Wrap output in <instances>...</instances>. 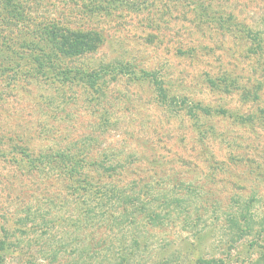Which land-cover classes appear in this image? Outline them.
I'll return each mask as SVG.
<instances>
[{
	"label": "rangeland",
	"instance_id": "obj_1",
	"mask_svg": "<svg viewBox=\"0 0 264 264\" xmlns=\"http://www.w3.org/2000/svg\"><path fill=\"white\" fill-rule=\"evenodd\" d=\"M129 3L132 11L123 7L77 23L102 30V44L93 55L63 59L60 65L85 69L118 61L133 74L126 70V75L104 78L99 93L67 80L47 86L30 80L20 86L18 95L8 96L0 109V240L5 228L18 250L6 264H84L79 254L91 236L114 243L130 237L127 225L113 233L106 222L97 230L89 229L81 213L59 201L69 197L62 181L24 174L23 159L13 164L3 156L13 147L11 137L33 153L49 148L74 151L85 145L91 151L87 159L92 155L91 159L106 166L112 161L123 165L117 176L105 181H114L120 188L132 186L135 191L146 185L154 198L164 193L182 197L181 212H171L160 227L137 223L138 234L148 239V247L140 253L147 264L162 258L163 252L174 253L171 257L178 256L181 264L195 255L221 258L228 249L227 214L244 201L251 203L256 223L264 217V0ZM199 9L202 18L196 17ZM74 14L65 19L76 22ZM213 16L220 18L217 24ZM222 19L224 24H243L251 36H257L260 49L249 51L244 30H221ZM144 72H155L152 78L163 83L166 98H184L181 107L199 104L209 108L210 114L193 110L196 116L191 118L179 105L158 102L152 78L141 76ZM225 75L248 88L250 98L245 100L235 84L228 86L227 93L209 87L208 79ZM255 85L258 101L252 100L255 92L250 91ZM225 108L239 115L228 119L219 112ZM258 116L260 122L246 126L238 119ZM27 209L31 211L24 212ZM193 226L207 229L208 237L197 241ZM250 239L237 241L224 257L231 262L254 257L256 251L246 245ZM58 242L64 246L53 263L51 255Z\"/></svg>",
	"mask_w": 264,
	"mask_h": 264
},
{
	"label": "trees",
	"instance_id": "obj_2",
	"mask_svg": "<svg viewBox=\"0 0 264 264\" xmlns=\"http://www.w3.org/2000/svg\"><path fill=\"white\" fill-rule=\"evenodd\" d=\"M129 1L0 0V109L4 106V101L8 96L18 95L20 86L24 87L29 84L30 80L31 83L38 81L44 86L53 85L55 80L62 83L67 80L71 84H73L72 82L80 83L87 90L99 93L101 80L111 75H126L125 71L129 70V66L118 61L97 63L95 66H88L85 69L79 66L63 68L60 62L63 59L72 61L93 55L102 44V30L84 24L78 26L77 23L83 20L87 22L99 15H108L109 12L123 7L132 11L133 7ZM72 11H75L73 16H75L76 22L74 23L65 19V16L70 15ZM200 11V9L197 10L195 14L196 17L202 18ZM210 18L206 21H210ZM219 19L212 17L216 24ZM224 21L225 19H222L220 22V29L223 31L234 30L235 32L240 29L241 31L248 29L243 24L229 25L228 23L224 24ZM244 32L243 37H247L248 41L246 42L251 44L249 51L257 52L260 49V43H256L257 36H251V31L248 30H244ZM115 68L118 71L113 73ZM154 73L144 72L141 76L152 78ZM130 74L133 73L130 72ZM151 80L155 87L154 92L158 95V102L170 107L178 105L181 107L186 102L184 98H166L163 83L154 77ZM221 84L224 86L222 87ZM232 84H235L236 88L239 86L242 89L243 94L245 93L244 99L250 98L248 88L242 87L241 84L238 85L236 77L225 75L217 79H208L211 89L219 88L225 93L230 91L228 86ZM257 87L258 85L252 86L250 91L255 92ZM258 97L255 92L252 100L258 101ZM90 106H94V104ZM181 108L185 110L184 114L191 118L196 116L193 110L210 114L209 108L199 104L186 105ZM219 112L228 119H234L236 115L233 114L239 115V113L230 112L226 108ZM238 119H241L244 122L243 125L246 126L251 121L260 122L261 116L256 117L255 120L252 117ZM204 131L200 130L199 133L202 134ZM9 140L14 141L10 145L13 147L7 153H3V156L13 164L17 160L23 159L26 169L21 168V170L25 172L24 174H39L44 181L52 178L62 181V186L69 197L63 196L59 201L64 206L66 204L72 206L71 210L74 212L81 213L89 229L97 230L105 222L110 233H113L116 227L122 230V226H129L130 237L117 239L115 243L110 240L106 242L104 239L95 241L96 238L91 236L80 250L79 258H82L84 264H147L140 253L148 247V239L138 234L137 223L145 221L146 227H160L165 219L171 217V212L179 210L181 212L182 210L184 200L176 194L164 193L161 198H154L151 197L152 194L146 185L135 191L132 186L120 188L114 181H105L117 176V169H124L123 165L112 161L106 166L104 161H99L97 158L91 159L92 155H90V159H87L91 151L85 145L74 147V151H72V147L67 150L49 148L46 151L38 150L33 153L29 152L25 143L18 141L16 137H11ZM17 143L20 145L15 147ZM250 204V202L244 201V204L237 205L234 210L230 211L231 213L227 214L224 223L228 227V233L225 237H228L229 234L227 247L231 249V246L237 241L249 236L251 239L246 245L249 250L256 251L254 257L250 256L241 261L231 262L232 259L224 257L229 256L224 254L228 251L227 249V251H223L221 258L219 256L203 258L200 255L185 257L188 259L187 264H237L238 262L239 264H264V217L256 223L250 210ZM29 210L31 211V209H27L24 212ZM24 218L23 215L19 221ZM193 228L195 227L193 226ZM1 230L5 236L0 240V264H6V261L12 259L14 253L17 252L15 255H18V250L12 245V241L8 240L7 230L5 228ZM208 232L207 229L200 231L195 228L192 231V236L197 241H201L208 237ZM65 244L67 245V243ZM184 244H188V242ZM190 244L192 245V243ZM61 246L64 245L58 242L57 250L51 255L53 263L57 260ZM186 247L187 245L183 246V248ZM34 253L32 254L34 255ZM32 254L29 255L31 259ZM163 255L162 258L152 261L151 264H173L176 260V264H181L178 262V256L171 257L174 256V253L163 252ZM31 259L26 257L27 261ZM169 259L173 260L169 262Z\"/></svg>",
	"mask_w": 264,
	"mask_h": 264
}]
</instances>
